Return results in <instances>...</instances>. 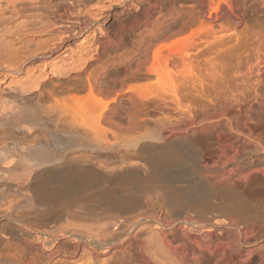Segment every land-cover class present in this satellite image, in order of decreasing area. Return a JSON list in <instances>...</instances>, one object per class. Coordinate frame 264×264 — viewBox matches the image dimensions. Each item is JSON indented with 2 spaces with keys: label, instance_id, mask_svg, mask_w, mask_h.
<instances>
[{
  "label": "bare ground",
  "instance_id": "6f19581e",
  "mask_svg": "<svg viewBox=\"0 0 264 264\" xmlns=\"http://www.w3.org/2000/svg\"><path fill=\"white\" fill-rule=\"evenodd\" d=\"M260 3L0 0V264L250 263Z\"/></svg>",
  "mask_w": 264,
  "mask_h": 264
},
{
  "label": "rangeland",
  "instance_id": "374dc122",
  "mask_svg": "<svg viewBox=\"0 0 264 264\" xmlns=\"http://www.w3.org/2000/svg\"><path fill=\"white\" fill-rule=\"evenodd\" d=\"M263 1L264 0H262V3H264ZM253 3H254V1H253ZM258 5L259 6H256V4L251 5L252 7L249 6V10H247V14H246V17L248 18V19L246 18L248 21L247 25L249 26V29H253L252 32L253 31L255 32V29L258 28L259 30L256 29V32L258 31L257 33L264 35L263 34V32H264V5L263 4L261 5V3ZM254 6H256V7H254ZM250 8L252 10H250ZM249 11H250V13H248ZM112 22H113V20L110 21V23H112ZM261 30H263V31H261ZM205 154H207V152H205ZM218 163L221 167H226L229 164H235V162L232 161V158L230 160L229 157H227V158L223 157L221 160H219ZM236 164H238V163H236ZM255 231H256V233H258L259 229H256ZM176 236H178V238H179V234H177ZM222 237L226 238L227 234H224ZM236 240L239 243V245H241V248H242L241 251L243 253L247 249L254 250V253L252 255V259H251L249 264H256V263L258 264L261 261V259L259 261V257H258L259 255L257 253H260V251L264 252V237L256 239L255 241L252 239L253 241L251 240L250 243H244V239L240 235L239 238H236L233 241H236Z\"/></svg>",
  "mask_w": 264,
  "mask_h": 264
}]
</instances>
